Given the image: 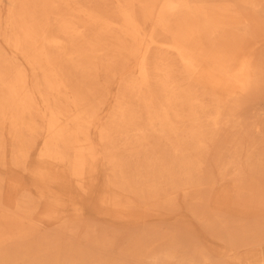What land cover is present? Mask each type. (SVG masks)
I'll list each match as a JSON object with an SVG mask.
<instances>
[{
  "label": "bare ground",
  "instance_id": "1",
  "mask_svg": "<svg viewBox=\"0 0 264 264\" xmlns=\"http://www.w3.org/2000/svg\"><path fill=\"white\" fill-rule=\"evenodd\" d=\"M262 102L264 0H0V264H115L88 216L143 221L203 177L264 196Z\"/></svg>",
  "mask_w": 264,
  "mask_h": 264
},
{
  "label": "rangeland",
  "instance_id": "2",
  "mask_svg": "<svg viewBox=\"0 0 264 264\" xmlns=\"http://www.w3.org/2000/svg\"><path fill=\"white\" fill-rule=\"evenodd\" d=\"M259 108L264 111V102ZM213 155L209 154L211 165ZM239 159V168H244L246 150ZM228 161V158L223 160ZM215 169L213 166L212 171ZM0 175L5 172L0 170ZM209 178L203 177L184 190L169 188V194L150 208L143 221L125 224L88 216L93 226L90 229L96 230L89 234L90 238L104 237L111 243L107 258L115 264H153L147 257L149 251L176 253L175 260L168 264H175L182 257H196L193 264H244L245 259L264 257V196L250 192L252 187L257 190V185H251L252 180L246 177L241 180L240 195L223 196L216 192L232 189L234 178ZM259 183H262L260 189H264V180ZM61 225L42 226L40 235L56 237L57 231L65 233L67 230ZM86 230L80 227L78 238L61 239L86 244L89 241L84 234ZM137 238L140 241L138 258L124 256L130 241Z\"/></svg>",
  "mask_w": 264,
  "mask_h": 264
}]
</instances>
